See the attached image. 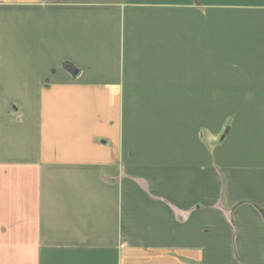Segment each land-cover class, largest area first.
<instances>
[{"label":"crops","instance_id":"1","mask_svg":"<svg viewBox=\"0 0 264 264\" xmlns=\"http://www.w3.org/2000/svg\"><path fill=\"white\" fill-rule=\"evenodd\" d=\"M0 264H264V0H0Z\"/></svg>","mask_w":264,"mask_h":264}]
</instances>
